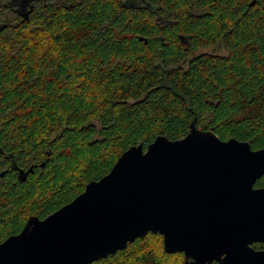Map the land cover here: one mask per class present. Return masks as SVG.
<instances>
[{
    "label": "trees",
    "instance_id": "1",
    "mask_svg": "<svg viewBox=\"0 0 264 264\" xmlns=\"http://www.w3.org/2000/svg\"><path fill=\"white\" fill-rule=\"evenodd\" d=\"M127 1L0 0V242L194 121L264 148V0ZM185 262L150 232L92 264Z\"/></svg>",
    "mask_w": 264,
    "mask_h": 264
},
{
    "label": "water",
    "instance_id": "2",
    "mask_svg": "<svg viewBox=\"0 0 264 264\" xmlns=\"http://www.w3.org/2000/svg\"><path fill=\"white\" fill-rule=\"evenodd\" d=\"M263 176L264 148L194 121L184 138L131 146L71 202L29 217L0 242V264H92L150 232L185 264H264L252 246L264 243Z\"/></svg>",
    "mask_w": 264,
    "mask_h": 264
},
{
    "label": "flooded vegetation",
    "instance_id": "3",
    "mask_svg": "<svg viewBox=\"0 0 264 264\" xmlns=\"http://www.w3.org/2000/svg\"><path fill=\"white\" fill-rule=\"evenodd\" d=\"M35 2L37 0H25V2H23L22 0H13L12 4L11 5H14V6H17V9L20 10L21 12H26L25 8H24V4H29V2ZM127 3L128 6H134L136 4V1L135 0H128L127 2H125V4ZM28 11L31 12L33 9H34V4L31 5L30 7H28ZM257 244L259 243H254L252 246L255 248V249H264V248H257ZM256 247H255V246ZM189 264H191V261L189 260Z\"/></svg>",
    "mask_w": 264,
    "mask_h": 264
},
{
    "label": "rangeland",
    "instance_id": "4",
    "mask_svg": "<svg viewBox=\"0 0 264 264\" xmlns=\"http://www.w3.org/2000/svg\"><path fill=\"white\" fill-rule=\"evenodd\" d=\"M208 51V52H213V53H220V54H225V50L221 46H208L206 48H202L200 51Z\"/></svg>",
    "mask_w": 264,
    "mask_h": 264
}]
</instances>
